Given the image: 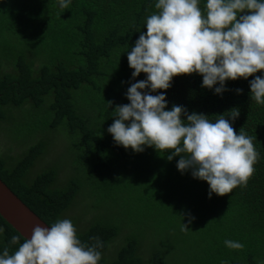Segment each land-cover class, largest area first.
Wrapping results in <instances>:
<instances>
[{
	"label": "trees",
	"instance_id": "obj_1",
	"mask_svg": "<svg viewBox=\"0 0 264 264\" xmlns=\"http://www.w3.org/2000/svg\"><path fill=\"white\" fill-rule=\"evenodd\" d=\"M204 3L198 0L202 14ZM154 4L70 0L68 9L60 10L56 0H0V125L20 114L31 117L29 136L40 127L61 131L75 167L64 183L56 168L35 171L48 150L45 138L33 137L17 151L0 148V179L47 225L67 218L82 243L98 236V264H168L164 242L147 236L150 227L172 229L186 244L182 264H257L264 261V104L250 99L251 75L226 80L221 94L201 87L196 73L176 75L169 88L156 90L164 92L166 108L181 105L212 121L228 119L237 109L230 121L234 133L251 137L259 157L247 183L224 195L209 198L207 183L189 170L181 174L175 167L179 157L166 159L168 150L148 146L134 153L106 131L114 107L128 102L129 84L144 78L143 73L130 77L126 52L145 31V18L158 11ZM82 194L120 210L89 218L78 213ZM118 212L126 213L128 224ZM187 214L193 219L185 223ZM0 228V251L7 247L11 254L24 238L1 216ZM13 235L19 237L15 244ZM225 239L243 248L230 249Z\"/></svg>",
	"mask_w": 264,
	"mask_h": 264
},
{
	"label": "clouds",
	"instance_id": "obj_2",
	"mask_svg": "<svg viewBox=\"0 0 264 264\" xmlns=\"http://www.w3.org/2000/svg\"><path fill=\"white\" fill-rule=\"evenodd\" d=\"M69 4L70 0H56L60 10ZM154 7L158 11L145 18V31L126 52L130 77L143 73L144 78L129 84L124 93L128 102L114 107L106 131L116 145L134 153L148 146L168 150L166 159L179 157L175 167L181 174L189 170L193 178L207 183L209 198L224 195L247 183L259 157L251 137L234 133L230 121L237 109L228 119L219 116L212 121L181 105L166 108L164 92L156 90L169 88L176 75L196 73L201 87L221 94L226 80L251 75L250 99L264 104V0H205L203 14L198 0H155ZM258 70L260 75H253ZM187 215L185 223L193 219ZM185 223L180 221L181 231ZM18 239L13 235L10 242ZM89 240L92 243H82L67 218L35 224L11 254L7 247L0 251V264H98L102 241L98 236ZM223 244L243 248L235 240L225 239Z\"/></svg>",
	"mask_w": 264,
	"mask_h": 264
},
{
	"label": "rangeland",
	"instance_id": "obj_3",
	"mask_svg": "<svg viewBox=\"0 0 264 264\" xmlns=\"http://www.w3.org/2000/svg\"><path fill=\"white\" fill-rule=\"evenodd\" d=\"M31 123V117L25 115L16 114L11 116V120L5 124L0 125V148H3L4 145L12 146L14 151L16 147L20 145L24 146L28 140L35 138H45L47 141V150L46 155L36 164L35 171L42 170L46 167H53L58 170L60 175V181L64 183L68 177L75 174V167L73 166L70 158V152L67 147V140L65 139L64 134L61 131H51L44 130L43 127H40L36 130L34 136L28 135L29 125ZM7 146V147H8ZM82 201L85 203L81 204L78 213H86L88 217L91 218L93 215L105 214L113 215L114 211H119L120 208L117 206H112L106 202L98 203L96 200H93L91 196L82 194L80 196ZM122 216H117L121 219V223L128 224V216L126 213L118 212ZM113 217V216H112ZM131 225H136L131 224ZM140 226V224H139ZM128 227L124 225V230H127ZM147 236L151 241L155 240L156 242H164V248L168 251L169 263L168 264H182V256L180 254L181 250L185 249L186 244L179 242L177 237L173 236V230L167 229L166 231H158L156 228L150 227L146 230Z\"/></svg>",
	"mask_w": 264,
	"mask_h": 264
},
{
	"label": "water",
	"instance_id": "obj_4",
	"mask_svg": "<svg viewBox=\"0 0 264 264\" xmlns=\"http://www.w3.org/2000/svg\"><path fill=\"white\" fill-rule=\"evenodd\" d=\"M0 216L20 235L27 237L35 224L47 225L0 179Z\"/></svg>",
	"mask_w": 264,
	"mask_h": 264
}]
</instances>
